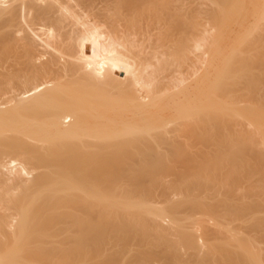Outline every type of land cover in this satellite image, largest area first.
I'll return each instance as SVG.
<instances>
[{"label":"bare ground","instance_id":"6f19581e","mask_svg":"<svg viewBox=\"0 0 264 264\" xmlns=\"http://www.w3.org/2000/svg\"><path fill=\"white\" fill-rule=\"evenodd\" d=\"M0 264H264V0H0Z\"/></svg>","mask_w":264,"mask_h":264},{"label":"rangeland","instance_id":"374dc122","mask_svg":"<svg viewBox=\"0 0 264 264\" xmlns=\"http://www.w3.org/2000/svg\"><path fill=\"white\" fill-rule=\"evenodd\" d=\"M247 201H251V199L249 200V199H247Z\"/></svg>","mask_w":264,"mask_h":264}]
</instances>
